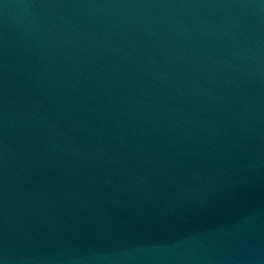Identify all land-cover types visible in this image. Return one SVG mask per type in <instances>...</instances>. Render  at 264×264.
I'll use <instances>...</instances> for the list:
<instances>
[{
	"label": "water",
	"instance_id": "water-1",
	"mask_svg": "<svg viewBox=\"0 0 264 264\" xmlns=\"http://www.w3.org/2000/svg\"><path fill=\"white\" fill-rule=\"evenodd\" d=\"M0 264H264V0H0Z\"/></svg>",
	"mask_w": 264,
	"mask_h": 264
}]
</instances>
